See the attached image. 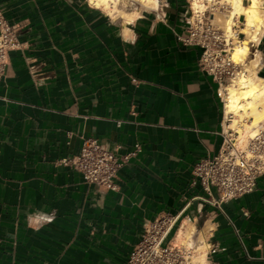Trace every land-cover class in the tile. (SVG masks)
<instances>
[{"label": "crops", "instance_id": "obj_1", "mask_svg": "<svg viewBox=\"0 0 264 264\" xmlns=\"http://www.w3.org/2000/svg\"><path fill=\"white\" fill-rule=\"evenodd\" d=\"M0 7L18 37L0 76V264H129L144 223L166 211L210 230L208 264H264V175L221 207L191 184L222 145L226 110L202 47L179 37L190 0L137 8L125 25L87 0ZM249 55L264 77V28ZM90 136L120 155L140 144L116 189L57 162ZM41 214L54 220L31 227Z\"/></svg>", "mask_w": 264, "mask_h": 264}, {"label": "built area", "instance_id": "obj_2", "mask_svg": "<svg viewBox=\"0 0 264 264\" xmlns=\"http://www.w3.org/2000/svg\"><path fill=\"white\" fill-rule=\"evenodd\" d=\"M129 1L130 4L136 2ZM123 2L118 0L119 5ZM127 2L125 6H128ZM193 16L187 33L179 37L187 44L202 47L200 66L217 81V94L225 107L226 88L233 83L244 64H235L230 60L231 46L224 41L223 32L215 28L210 10L195 12L192 9ZM17 46V28L5 19L0 7V76L8 64L10 51ZM230 121L225 115L222 128L224 138L219 151L200 158L192 168L191 184L203 191L195 197L219 207L227 200L253 192L257 179L264 175V121L260 122L256 133L249 136L243 146L238 145L239 131L229 127ZM140 149V144H136L133 150L120 155L118 148L109 149L95 137H83L79 153L62 157L57 162L79 171L86 182L116 189L115 180L120 168ZM180 213L166 211L147 220L141 239L130 252L129 264H208L211 249L207 237L209 229L194 225L190 243L173 242L174 235L183 225ZM202 252H205L204 262L198 260Z\"/></svg>", "mask_w": 264, "mask_h": 264}, {"label": "bare ground", "instance_id": "obj_3", "mask_svg": "<svg viewBox=\"0 0 264 264\" xmlns=\"http://www.w3.org/2000/svg\"><path fill=\"white\" fill-rule=\"evenodd\" d=\"M135 1L146 9L157 8L160 2V0ZM215 3L227 5V8L222 11L224 14L223 17L221 15L222 19L212 17L211 12V21H215L223 29L224 41L231 46L230 60L235 64H244L242 71L224 93L226 117L231 120L229 127L238 129V145L243 146L247 138L256 133L260 122L264 121V77L257 74L256 59L245 63L250 54V42H258L264 28V0H191V7L195 12H203L207 6L210 4L213 6ZM90 4L103 9L115 19H121L124 25L127 21L135 19L140 12V9L121 8L118 0H92ZM240 16L244 17V22L241 27L236 28V18ZM193 19L194 16L191 20ZM238 31L247 37L239 38ZM193 229V223L183 224L176 234L175 243H190ZM198 260L204 262L205 252L199 253Z\"/></svg>", "mask_w": 264, "mask_h": 264}, {"label": "rangeland", "instance_id": "obj_4", "mask_svg": "<svg viewBox=\"0 0 264 264\" xmlns=\"http://www.w3.org/2000/svg\"><path fill=\"white\" fill-rule=\"evenodd\" d=\"M128 1V2H127ZM191 1V0H190ZM127 2V4H128V6H125L124 4ZM124 4H120L119 6L121 7V8H123V9H126V10H134V9H137V8H142L140 5V3L139 2H134L133 4H130V1L129 0H124V2H123ZM208 4V3H207ZM226 8H227V5H224V4H221V3H215L213 6H211V4H210V6H207L206 7V9L207 10H210V12H212L213 14H212V17H215V16H217V17H221V15H222V17H223V12L222 11H225L226 10ZM205 9V10H206ZM204 10V11H205ZM218 11L220 12V13H222V14H220V13H218ZM214 15V16H213ZM222 17L220 18V19H222ZM236 21H237V24H236V28H238V26H242L243 25V18H236ZM214 22V25H215V28H220L219 30L220 31H222L223 29L221 28V26L218 24V23H216L215 21H213ZM238 33H239V31H238ZM238 36H239V34H238ZM245 35L244 34H242V33H240V36H239V38L241 37V38H243ZM247 36V35H246ZM244 39V38H243ZM235 41V40H234ZM231 51V50H230ZM230 55V54H229ZM249 57H250V55L248 56V59H249ZM245 63H248V60H247V62H245Z\"/></svg>", "mask_w": 264, "mask_h": 264}, {"label": "clouds", "instance_id": "obj_5", "mask_svg": "<svg viewBox=\"0 0 264 264\" xmlns=\"http://www.w3.org/2000/svg\"><path fill=\"white\" fill-rule=\"evenodd\" d=\"M89 3H92V0H89ZM126 38L129 36L128 33H125ZM134 39V36L132 37ZM54 220V216L41 214L29 217V225L34 228H39L45 223H51Z\"/></svg>", "mask_w": 264, "mask_h": 264}]
</instances>
